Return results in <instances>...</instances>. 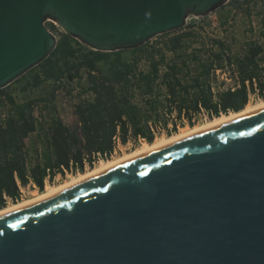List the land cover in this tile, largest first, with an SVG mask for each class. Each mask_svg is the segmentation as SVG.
I'll use <instances>...</instances> for the list:
<instances>
[{
  "label": "water",
  "instance_id": "obj_1",
  "mask_svg": "<svg viewBox=\"0 0 264 264\" xmlns=\"http://www.w3.org/2000/svg\"><path fill=\"white\" fill-rule=\"evenodd\" d=\"M229 0H0V88L47 58L56 21L138 47ZM0 264H264V107L0 214Z\"/></svg>",
  "mask_w": 264,
  "mask_h": 264
},
{
  "label": "trees",
  "instance_id": "obj_2",
  "mask_svg": "<svg viewBox=\"0 0 264 264\" xmlns=\"http://www.w3.org/2000/svg\"><path fill=\"white\" fill-rule=\"evenodd\" d=\"M228 3L242 11L241 32L222 15L221 32L192 20L160 34L165 39L115 51L59 32L50 55L13 81L33 95L18 101L0 88V208L19 201L22 187L43 191L58 174L109 159L118 140L153 142L161 124L173 122L171 135L186 120L194 126L203 110L213 118L243 109L253 94L264 98V0H229L220 10ZM225 68L235 86L217 84V70ZM60 93L75 99L74 124L60 114Z\"/></svg>",
  "mask_w": 264,
  "mask_h": 264
},
{
  "label": "rangeland",
  "instance_id": "obj_3",
  "mask_svg": "<svg viewBox=\"0 0 264 264\" xmlns=\"http://www.w3.org/2000/svg\"><path fill=\"white\" fill-rule=\"evenodd\" d=\"M222 15L229 16L231 21L236 20L239 32H241L243 30V28L246 26V22H245L243 14H242V11H236L235 8H233V6L231 5V3H228L224 9L220 10V8H218L217 10L209 13L206 16L193 17V15H190L188 17L189 19L187 18L185 25L190 23L192 20H195L197 24L205 26L206 30H208L211 33L221 32L222 29L220 26V21L222 19ZM49 23H52V22L50 20H47L46 25L48 26ZM52 32L57 36V34L61 31L59 30L57 32L56 31H52ZM257 33H258V30H257ZM166 37H167V35H160L159 34V35L152 37L150 39V41L151 42H157V41H160L162 39H165ZM236 48H238V45H236ZM234 81H235V79L232 77L231 73L227 72V74H225V75L222 72L217 73V84L220 85L221 88H227V87L235 86ZM23 83L24 82H22V81L21 82H12L9 85H7V87H6V90L9 91L10 93H12L18 101H22L23 99L33 95V93H31V92L22 91L21 85ZM261 99H264V98L258 96L257 94H253V95H251L249 103H256L257 101H259ZM74 101H75V99L73 97L66 96L63 93L59 94V97L57 100V104H58V107L60 110V114L62 115L65 122H67L69 124H74L76 122V117H75L74 111H73V102ZM209 119H211L209 117V115L206 114L205 112H203L195 119V125L204 123ZM172 126H173V122H169L168 126H166V127L162 124L159 125L158 128L156 129V138L160 139L163 137H168L169 136L168 135V129L172 128ZM186 126H191L187 120L185 121V125H181V124L178 125V131L181 128L186 127ZM174 133H176V132H173L172 134H174ZM32 139H33L32 137L27 138V144H28L29 149L31 151L33 150L32 149V142H31ZM144 142H148V141H146L145 139H140L139 142H135L133 139H130L129 142L126 144L119 142L117 144L115 152L112 154V156L109 159L124 155L126 153H129V152L135 150L136 148L140 147ZM104 160H108V159H104L103 157H99L98 160H96V162H95V166L99 165ZM90 169H92V168H90L88 165L86 171H88ZM79 173L80 172H78L77 174H73V173L68 172L65 176L58 174L52 183L47 181L46 186L50 185V184L58 185V184L64 183V182L70 180L73 176L78 175ZM35 190L40 191L37 188V186H35V185H29L27 187H22V197L20 198V200L30 198L33 195L32 194L33 191H35ZM9 203H13V202L10 201Z\"/></svg>",
  "mask_w": 264,
  "mask_h": 264
},
{
  "label": "bare ground",
  "instance_id": "obj_4",
  "mask_svg": "<svg viewBox=\"0 0 264 264\" xmlns=\"http://www.w3.org/2000/svg\"><path fill=\"white\" fill-rule=\"evenodd\" d=\"M262 107H264V99H261V100L257 101L256 103H248L243 109H241L239 111H230L229 113H223L219 116H215V117L207 120L204 123L196 124L194 126L183 127L178 132H176L172 135H169L168 137H163L160 139L156 138L153 142H144L140 147L136 148L135 150H133L129 153H126L124 155L115 157V158L104 160L99 165L95 166L94 168H92L88 171H85L83 173H79L78 175L73 176L70 180H68L64 183H61L58 185H53V184L47 185L43 191L35 190V191H33V193H32L33 195L30 198H26V199L19 200L17 202L9 203V204H7V206L0 208V214L22 208V207L28 206L30 204H33V203L37 202L38 200H40V199H42V198H44V197H46L52 193L64 188L65 186H67V185H69V184H71V183H73V182H75V181H77L83 177H86V176L91 175L93 173H96L100 170L108 168V167L115 165L119 162H122L128 158H131L135 155H138V154H140L146 150H149V149L154 148L156 146L170 142L172 140L178 139V138L185 136L187 134H190V133H193V132H196V131L217 125L219 123H222V122L227 121L229 119H232L234 117L240 116V115L247 113L249 111L259 109Z\"/></svg>",
  "mask_w": 264,
  "mask_h": 264
},
{
  "label": "built area",
  "instance_id": "obj_5",
  "mask_svg": "<svg viewBox=\"0 0 264 264\" xmlns=\"http://www.w3.org/2000/svg\"><path fill=\"white\" fill-rule=\"evenodd\" d=\"M193 17H197V16H193ZM189 19V18H188ZM54 25H55V27L53 28V30L52 31H63V29H62V27L56 22V21H54V20H50ZM51 30V29H50ZM218 72H222L224 75L225 74H227V72L228 73H231V71H230V69L229 68H225V69H218L217 70V73ZM236 80V79H235ZM235 82V81H234ZM236 83V82H235ZM203 112H205L206 114H208L209 115V113L206 111V110H203L202 111V113ZM179 125V124H178ZM120 141L118 140V143H119ZM22 195V194H21ZM10 202V201H9Z\"/></svg>",
  "mask_w": 264,
  "mask_h": 264
}]
</instances>
